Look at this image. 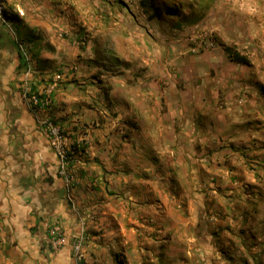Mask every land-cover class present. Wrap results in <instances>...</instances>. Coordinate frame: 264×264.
<instances>
[{
  "label": "crops",
  "instance_id": "0c3cea01",
  "mask_svg": "<svg viewBox=\"0 0 264 264\" xmlns=\"http://www.w3.org/2000/svg\"><path fill=\"white\" fill-rule=\"evenodd\" d=\"M0 6V264H264L263 82L153 41L168 31L138 5ZM17 38L36 55L30 75ZM46 119L76 147L68 180Z\"/></svg>",
  "mask_w": 264,
  "mask_h": 264
},
{
  "label": "rangeland",
  "instance_id": "374dc122",
  "mask_svg": "<svg viewBox=\"0 0 264 264\" xmlns=\"http://www.w3.org/2000/svg\"><path fill=\"white\" fill-rule=\"evenodd\" d=\"M119 1L139 16L135 6H139L140 0ZM157 1L174 6L178 14L151 21V29L168 31L162 41L158 38L153 41L168 47L176 44L179 46L176 52L200 56L202 63L226 64L235 73L248 70L252 79L264 84V5L257 6L256 0ZM225 48L248 57L251 66L231 61Z\"/></svg>",
  "mask_w": 264,
  "mask_h": 264
},
{
  "label": "built area",
  "instance_id": "2783aa9c",
  "mask_svg": "<svg viewBox=\"0 0 264 264\" xmlns=\"http://www.w3.org/2000/svg\"><path fill=\"white\" fill-rule=\"evenodd\" d=\"M3 9L0 6V18L3 17ZM21 51L24 53V56L27 60V68L25 69V73L30 75V73H34V67L32 60H30L29 55L24 50V45H19ZM59 75L55 76L51 84L45 89L48 94L51 93L53 88H55L56 83L58 82ZM22 95L25 99L28 100L29 104L33 107V109H44L48 104V97H39L40 94L34 93L31 89L30 85H25L22 90ZM48 135L49 145L54 154L56 155L59 162V173L66 180L69 179L67 174V163L70 156L76 150V147L71 143L68 137L65 135L63 130L51 120H41L39 121ZM62 242V231L59 226H53L49 231V244L52 249H56L61 245ZM73 257L77 261H81L82 259V239L79 238L73 244Z\"/></svg>",
  "mask_w": 264,
  "mask_h": 264
},
{
  "label": "trees",
  "instance_id": "16d2710c",
  "mask_svg": "<svg viewBox=\"0 0 264 264\" xmlns=\"http://www.w3.org/2000/svg\"><path fill=\"white\" fill-rule=\"evenodd\" d=\"M139 7L142 11L143 14H145L146 19L148 21H152V20H162L163 18H165L166 16L169 15H177L178 14V10L171 5H168L165 2H161L159 3L157 0H140L139 1ZM4 16H6L5 11H3ZM15 43V47L18 53V57H19V68L25 70L27 68V60L24 56V53L21 51V48L19 45H24V50L26 51V53L29 55L30 60L34 59V57L36 56L34 53H32L31 49L28 48L25 43H23L20 39H16L14 41ZM225 53L227 54V56L230 58L231 61L239 63V64H243L246 66H251V62L248 59V57L244 56V55H240L237 52H231L230 49L225 48L224 49ZM257 87L260 91V93L264 96V86L261 84H257ZM39 97L42 98V95H40Z\"/></svg>",
  "mask_w": 264,
  "mask_h": 264
}]
</instances>
